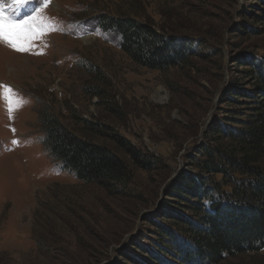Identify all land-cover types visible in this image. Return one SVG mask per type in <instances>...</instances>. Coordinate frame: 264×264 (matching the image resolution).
Wrapping results in <instances>:
<instances>
[{"label": "rangeland", "instance_id": "obj_1", "mask_svg": "<svg viewBox=\"0 0 264 264\" xmlns=\"http://www.w3.org/2000/svg\"><path fill=\"white\" fill-rule=\"evenodd\" d=\"M34 9L41 34L27 51L0 42V264H158L151 254L167 262L155 223L168 227L184 211L168 194L181 173L197 171L191 156L209 141L208 124L244 107L223 100L230 80L247 82L238 61L264 53V0H29L13 16ZM100 12L188 34L196 54L180 67L142 66L97 25ZM45 111L112 147L129 164L128 183L110 191L63 168L43 144ZM74 115L113 129L154 164L134 166ZM220 264H264V249Z\"/></svg>", "mask_w": 264, "mask_h": 264}, {"label": "trees", "instance_id": "obj_2", "mask_svg": "<svg viewBox=\"0 0 264 264\" xmlns=\"http://www.w3.org/2000/svg\"><path fill=\"white\" fill-rule=\"evenodd\" d=\"M139 16L100 12L95 19L102 30L114 31L120 48L142 66L166 70L189 64L196 54L190 35L157 28ZM238 62L247 82L230 80L223 103L242 105L248 113L230 109L226 117L208 124L209 141L191 156L197 171L181 173L168 194L176 198L169 201L184 211L174 212L168 227L155 223L162 240H167L162 251L169 256L165 262L151 254L158 264H220L264 249V53ZM243 114L247 115L240 117ZM74 117L86 131L108 136L134 166L148 169L154 164L113 129ZM40 120L44 147L79 180L110 191L128 183L129 164L112 147L78 135L51 111Z\"/></svg>", "mask_w": 264, "mask_h": 264}, {"label": "snow or ice", "instance_id": "obj_3", "mask_svg": "<svg viewBox=\"0 0 264 264\" xmlns=\"http://www.w3.org/2000/svg\"><path fill=\"white\" fill-rule=\"evenodd\" d=\"M29 0H0V42L8 44L13 50L24 52L30 47L31 41L41 34V29L37 26V10H33V15L25 17L23 20H16L13 13L19 12L28 4ZM6 93H12L8 86H2ZM8 100V111L11 114L15 109L12 106L11 98L5 94ZM22 100L17 98L16 107L21 106ZM13 143H17L13 141Z\"/></svg>", "mask_w": 264, "mask_h": 264}]
</instances>
